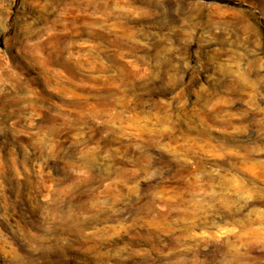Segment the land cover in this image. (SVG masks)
<instances>
[{
	"label": "rangeland",
	"instance_id": "374dc122",
	"mask_svg": "<svg viewBox=\"0 0 264 264\" xmlns=\"http://www.w3.org/2000/svg\"><path fill=\"white\" fill-rule=\"evenodd\" d=\"M0 264H264V0H0Z\"/></svg>",
	"mask_w": 264,
	"mask_h": 264
}]
</instances>
